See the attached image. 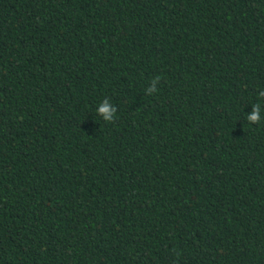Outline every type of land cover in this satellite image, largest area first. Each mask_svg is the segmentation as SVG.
Wrapping results in <instances>:
<instances>
[{
	"label": "trees",
	"instance_id": "obj_1",
	"mask_svg": "<svg viewBox=\"0 0 264 264\" xmlns=\"http://www.w3.org/2000/svg\"><path fill=\"white\" fill-rule=\"evenodd\" d=\"M261 90L264 0H0V264H264Z\"/></svg>",
	"mask_w": 264,
	"mask_h": 264
},
{
	"label": "clouds",
	"instance_id": "obj_2",
	"mask_svg": "<svg viewBox=\"0 0 264 264\" xmlns=\"http://www.w3.org/2000/svg\"><path fill=\"white\" fill-rule=\"evenodd\" d=\"M160 77H155L151 85L146 89L147 94L152 95L155 94L158 89ZM259 97L264 98V90L259 91L258 93ZM253 110L251 113H245L246 119L250 123H257L261 120V108L262 105L260 103H257L255 105H252ZM96 112L101 116V118L106 122H112L117 115V108L107 99H105L102 103L98 105L96 108Z\"/></svg>",
	"mask_w": 264,
	"mask_h": 264
}]
</instances>
